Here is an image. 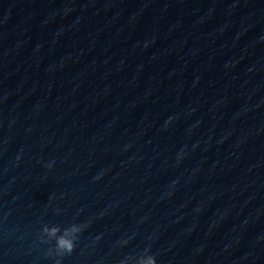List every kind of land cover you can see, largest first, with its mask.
I'll use <instances>...</instances> for the list:
<instances>
[{
	"label": "water",
	"instance_id": "water-1",
	"mask_svg": "<svg viewBox=\"0 0 264 264\" xmlns=\"http://www.w3.org/2000/svg\"><path fill=\"white\" fill-rule=\"evenodd\" d=\"M70 222L63 264H264V0H0V264Z\"/></svg>",
	"mask_w": 264,
	"mask_h": 264
},
{
	"label": "clouds",
	"instance_id": "clouds-1",
	"mask_svg": "<svg viewBox=\"0 0 264 264\" xmlns=\"http://www.w3.org/2000/svg\"><path fill=\"white\" fill-rule=\"evenodd\" d=\"M170 123L171 119L167 124ZM45 167L50 169L53 164H46ZM55 212L59 215L60 209L56 208ZM88 227L89 224L77 222H70L67 225L45 223L40 229L39 243L49 245L47 254L54 259V264H63L64 257L72 255L81 235ZM128 243L129 241H124L123 246H127ZM121 264H157V257L152 253L151 246H147L138 254L126 257Z\"/></svg>",
	"mask_w": 264,
	"mask_h": 264
}]
</instances>
